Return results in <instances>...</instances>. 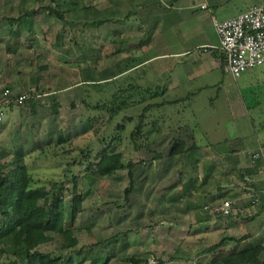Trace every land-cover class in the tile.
I'll return each instance as SVG.
<instances>
[{
    "label": "rangeland",
    "instance_id": "obj_1",
    "mask_svg": "<svg viewBox=\"0 0 264 264\" xmlns=\"http://www.w3.org/2000/svg\"><path fill=\"white\" fill-rule=\"evenodd\" d=\"M104 3L103 0H80L78 12L68 11L67 21H62L44 9L43 6L54 4L51 0H0V88L4 85L11 86L15 93L12 85L20 86L22 92L29 91L35 95L34 101L37 104L36 114L32 113L28 103L14 118L17 125L12 134L20 135L17 140L18 143L21 141L22 146L18 145L13 152L10 150L11 147L8 149L0 145V150L8 149L12 153L7 160L15 154L27 155L26 163L36 184L61 182L65 188L68 218L73 207L72 176L68 171L70 170L68 163L80 155L82 148L99 149L102 146L101 139L109 140L110 135L114 133V126L122 122V116L108 122L109 115L105 114L104 118L108 123L103 125L98 134L95 133L89 122V116L95 111L88 108L83 99L86 98L91 104H95L103 95L110 96L115 89L135 78V73L129 71L125 75L115 77L116 79L113 78L111 82L102 83L104 85L102 89L101 85L96 84L97 88L85 82L87 78L98 80L114 76L120 67L132 63L133 54L138 49L133 41L132 32L129 33L128 30L118 32L128 25L132 28L131 15L124 16L125 18L115 16L113 18L116 22L115 27L107 23L98 29L87 26L93 14L92 11L86 12L81 7L89 4L101 10ZM40 7L43 9L36 15L29 16L24 23L11 25L5 19L38 10ZM70 7V4L64 5L63 9ZM128 10L125 8V12ZM74 17H78L79 20L72 25L69 20H76ZM11 28L22 30L21 37L11 36ZM6 46L14 47V53L9 52ZM164 48L159 45L155 51L161 52ZM118 49L125 51L118 52ZM169 49L173 50V47L170 46ZM219 74L224 82L221 86L203 90L177 106L166 103L164 110L167 113L164 112L163 120L160 116L148 119L149 130L153 124L156 128L149 131L150 147L142 145L140 149L135 147L130 134L146 103L140 104L137 100L141 97L135 94L132 100L134 104L125 112L128 116H133L134 120L126 123L123 141L117 143L113 149V152L123 153L124 162L136 163L135 188L126 202L125 189L130 182L127 168L117 170L110 176H96L92 180L82 178L80 191L83 195V211L72 224L80 240L76 246L95 244L96 256H106L108 252L114 256L115 260L110 264H142L152 255L165 264H171V255H177L176 261H183L180 256L183 255V249L188 243L185 232H189V226L179 225V228L174 229V226L164 222L168 218L165 206L173 201L174 204L177 203L182 196L176 193L177 191L170 195V192L165 190L167 186L181 185L183 178H186L189 163L192 174L212 168L210 162H193L192 159L189 161L187 154L170 155L174 139H184L190 146L195 138L191 130L179 131L175 112L170 110L173 111L175 108L186 110L189 114L185 121H190L193 125V121L195 124L199 123L198 129L195 130L200 136L204 135L208 141L219 142L234 138L236 135L234 116L242 114L241 110L245 105L249 115L255 119V126L260 133L258 138H262L261 135L264 133V67L256 68L255 72L251 69L238 78L222 69L219 70ZM9 80H13V84H10L12 81ZM17 91L16 93H21ZM168 99L170 98L160 97L157 101ZM53 100L58 102L57 112L54 111ZM60 134L65 138L62 143L59 142ZM152 137L156 138L158 143L152 142ZM144 140L142 138L139 142ZM261 163L264 164L263 160ZM215 167L217 168V165ZM72 168L75 172L79 170L77 165ZM221 168L224 175L228 171L225 169L226 163L222 162L218 170ZM232 168L236 170L234 163ZM235 176L237 179H233L232 184L237 186L239 183V187L230 194L232 197L230 199L236 202L234 206H242L248 199L244 196L245 191L240 186L238 174L235 173ZM211 181L213 186L217 183V179ZM166 196L171 199H166ZM260 205L257 203L256 207ZM118 231H126L128 234L114 239L113 236ZM50 234L52 240L41 245L39 249L56 256L69 255L70 252L61 248L62 238ZM107 237L111 240L110 247L105 244V241L109 240L104 239ZM133 254L140 256L135 262L122 259ZM13 259V256L5 255L0 264H9Z\"/></svg>",
    "mask_w": 264,
    "mask_h": 264
},
{
    "label": "crops",
    "instance_id": "obj_2",
    "mask_svg": "<svg viewBox=\"0 0 264 264\" xmlns=\"http://www.w3.org/2000/svg\"><path fill=\"white\" fill-rule=\"evenodd\" d=\"M103 1L105 5H102L101 10L89 4L84 10L86 12L88 10L92 11L93 17L98 16L101 19L108 18L110 20L115 16L119 18L118 16L131 15L133 24L130 26L132 28L128 25L118 30L119 33L127 32V30L129 33L132 32L133 41L138 47V51L136 50L133 54L129 71L135 73V82L139 84L160 89L164 88L165 92L161 98H170L165 101L174 102L169 104L174 106L180 105L188 98H193L203 90L212 86L219 87L224 83L223 77L219 74L220 69L224 71V62L222 53L218 48L219 38L213 26L214 18H230L255 4L264 3V0ZM202 5H206V7L202 8ZM123 6L125 7L123 8ZM125 8L129 9L128 12H125ZM107 24H111L113 27L116 26L115 21L107 22ZM159 45L165 47L162 49L164 51H155ZM170 46L173 47V50L169 49ZM6 48L9 52L14 53L13 47L6 46ZM263 67L264 64L256 68ZM256 68H254V72ZM9 81H12L10 84H13V80ZM37 81L38 78L35 79V82ZM8 87L11 89V86ZM18 87L20 90L17 91ZM5 88H7L6 85L0 88V96ZM15 88L17 89L15 90ZM12 89L15 92L23 91L20 86L15 85H12ZM29 105L31 106V104ZM23 107L25 106H10L6 111L4 120L0 123V145L5 148L11 147L10 150L13 152L16 151L18 145L22 146L21 141L18 143L17 140L20 135L18 136L17 133L13 135L12 133L17 125L14 118L21 113ZM35 110H37V104ZM193 111L196 113L195 110ZM170 112H175L179 131L182 129L191 130L193 138L195 137L190 146H196V148L190 149L186 153L189 157L188 160L210 162L212 168L211 170L204 169L192 174L189 163L185 173L186 178H183L181 185L167 186L165 190V192H170V195L177 191L176 193H179L182 197L177 203L174 204L173 201L165 206L164 209L168 218L164 222L174 226V229L179 228V225L185 226L188 224L189 226V232L182 230L186 234V239L188 238V243L183 249V255L180 256L183 261H176L177 255H171L172 261L170 260V263L207 264L215 255H226L258 242H261L264 246V164H260L257 172L253 174L257 190L255 194L258 197L260 196L258 203L261 204L262 208L256 207V204L250 201V197H247L248 200L242 206H235L232 216H219L213 212V207L217 203L232 198L230 194L238 190L239 183H237V186L232 184L233 179H237V176H235L237 171L232 168L233 163L235 168L236 163H238V168L257 166L258 160L253 158V154L257 152L261 153L260 161L263 160L264 163V133L261 135L262 138H258L260 133L255 126V122L253 125V117L249 115L248 108L244 105L241 110L242 114L234 116L236 135L231 138L233 139L231 143L225 140L212 142L206 140L204 135L200 136L196 131L199 123L195 124L196 122L193 121V125L190 121H185L187 120L186 116L189 114L186 110H176L175 108ZM19 131L21 132L22 129H19ZM155 135H157V132ZM151 140L157 142L156 138L152 137ZM222 162L226 163L225 169L230 171L225 172L224 175L222 168V171L218 170L219 166H222ZM211 179L213 181L217 179L214 186ZM191 182L194 183L191 184ZM166 199H171V197L166 196ZM207 205L210 206L209 210H205ZM121 232L118 231L116 234ZM244 235H248V238L239 243L230 239H238ZM76 237L78 238L77 235ZM129 241L131 243V240ZM215 244H219L217 249L209 251V248ZM81 246L65 249L70 254H61V256L69 258L73 255L72 251ZM135 256L140 257L138 254L121 257L131 262ZM260 257L264 259V251ZM114 260L115 258L111 262ZM85 264H89V261H86Z\"/></svg>",
    "mask_w": 264,
    "mask_h": 264
},
{
    "label": "trees",
    "instance_id": "obj_3",
    "mask_svg": "<svg viewBox=\"0 0 264 264\" xmlns=\"http://www.w3.org/2000/svg\"><path fill=\"white\" fill-rule=\"evenodd\" d=\"M79 1L80 0H51L54 6L48 5L43 7L47 9L51 15H55L62 21H67L66 13L68 11L74 13L78 12L77 6L79 5ZM69 4L71 5L70 8L63 9L64 5L68 6ZM81 8L85 9L86 6ZM40 9L43 8L40 7L38 10L27 11L19 16H10L5 19H7L11 25L20 22L24 23L29 16L36 15ZM74 18L76 20H69L72 25L78 23L76 21L79 20L77 19L78 17ZM88 21L90 22H87V26L98 29L107 22H114V19H100L97 16ZM10 34L15 38H20L22 30L19 28H11ZM126 48L127 47H125V49ZM13 49L15 48L13 47ZM123 50L124 49H118V52ZM130 69V65H125L124 67H120L119 72L114 76L98 80L87 78L85 82L97 88L98 86H96V84L101 85L100 89H102L104 86L102 83L111 82L113 78L124 75L129 72ZM164 90V88L160 89L158 87L139 84L135 82L133 78V81L115 89L114 93L112 92L110 96L103 95L100 97L95 104H91L86 98L83 99V103L86 104L88 108L95 111V113L89 116L91 129H93L95 133L98 134L103 125L112 119H117L119 116H122V122L114 126V133L110 135L109 140L107 138L101 139L102 146L99 149L82 148L80 155L74 157V160L68 163L70 166V170L68 171L72 176L73 202L69 218L67 216L68 211L64 197L65 188L61 182L51 181L49 184H36L29 165L26 163L27 155L15 154L7 160L12 153L8 149L0 150V263L5 255L14 257L9 264H85L86 261H89V264L111 263L114 256L109 252L106 256L95 255V244L89 246L84 245L78 249H74L73 255L69 258L61 255L56 256L48 251H42L39 247L52 240L50 233L59 235L62 238L61 248L64 250L73 248L78 244L79 240L75 235V229L72 224L73 221L76 220L77 215L83 211V195L80 191V180L82 178L92 180L96 176H110L117 170L127 168L130 182L125 189V201H129V195L136 185L134 171L136 163L133 161L124 162L123 153L113 152V149L117 143L123 141L122 135L127 128L126 123L134 120L133 116H128L125 112L134 104L132 100L135 94L141 97L137 100L140 104H146L137 117L135 127L130 134V139L135 143L137 149H140L142 145L150 147L151 143L148 140L149 131H151L152 128L155 129L156 125L153 124L149 130L147 120L159 116L160 118H164L165 113H167L163 110L166 103H174L172 101L166 102L165 100L157 101L158 98L164 95ZM52 103L54 111L57 112L56 105H58V102L53 100ZM29 104H31V111L34 114L36 112L34 97L29 100ZM105 114L109 115L108 122L104 118ZM252 122L254 125L255 120L252 119ZM172 129L173 128H171V130ZM142 138L145 139L144 142H139ZM64 141L65 138L60 134L59 142L62 143ZM225 141L231 143L233 139H226ZM194 148H196V146H188L184 139H174L170 149V155L177 156L186 154L190 149ZM255 160H258V163L257 166L254 167L238 168V163H236V171L242 189L246 191L245 187L250 186L252 187V193H257L253 174L257 172L261 162L260 158ZM75 165L79 168L78 172H75L72 168ZM246 178H250L251 182L247 181ZM192 183L194 182H191V184ZM260 208H262L261 205ZM123 235L126 236L127 232L117 233L113 237L117 239ZM246 238H248V235H244L238 239H230L239 243ZM110 242V239L105 241L107 247H110ZM218 246L219 244H215L213 247L209 248V251H215ZM263 251V244L258 242L226 255H215L207 264H264V259L260 257ZM172 257L174 258V256ZM146 260L142 264H144ZM158 260L165 264L161 259L158 258ZM135 261H137L136 256L131 262Z\"/></svg>",
    "mask_w": 264,
    "mask_h": 264
},
{
    "label": "built area",
    "instance_id": "obj_4",
    "mask_svg": "<svg viewBox=\"0 0 264 264\" xmlns=\"http://www.w3.org/2000/svg\"><path fill=\"white\" fill-rule=\"evenodd\" d=\"M204 7L206 5H202ZM213 26L219 38L218 48L223 56V69L226 73L238 78L264 64V3L255 4L230 18H214ZM33 97L35 95L29 91L14 93L10 88H5L0 96V123L10 106H26ZM253 158H261V153L253 154ZM246 179L251 182L250 178ZM245 189L244 196L250 197V201L257 204L260 199L257 194L252 193V187ZM235 203L232 199H224L213 207V212L219 216H232ZM209 208V205L205 206L206 210ZM144 264L163 263L152 255Z\"/></svg>",
    "mask_w": 264,
    "mask_h": 264
}]
</instances>
